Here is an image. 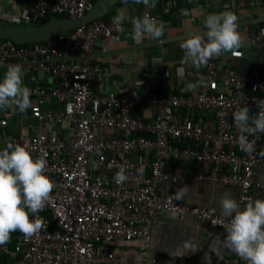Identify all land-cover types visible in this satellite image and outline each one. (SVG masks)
Listing matches in <instances>:
<instances>
[{"label":"built area","instance_id":"built-area-1","mask_svg":"<svg viewBox=\"0 0 264 264\" xmlns=\"http://www.w3.org/2000/svg\"><path fill=\"white\" fill-rule=\"evenodd\" d=\"M22 1L18 24H33L52 14L82 17L95 2ZM228 1L244 7L254 0ZM115 17L98 18L44 41L0 40V64L20 65L23 73L42 71L49 78L48 88L36 85L31 103L35 131L11 136L6 112H0V127L6 145L25 146L34 159L46 161L45 174L54 184L50 200L38 213L44 227L27 238L13 232L0 246V264L118 263L111 245L137 240L148 250L152 227L163 212L226 230L231 217L216 207L177 201L160 192L161 182L178 179L172 162L195 166L190 173L194 177L237 187L241 210L252 199L253 188H264L256 178L264 169V132L243 133L253 145L245 152L234 121V113L244 106L250 109L249 122L264 109V64L257 71L240 72L221 70L219 60H209L199 80L190 83L196 87L185 92L152 87H129L123 95L99 92L96 87L106 67L94 48L100 38L123 30V22L118 27ZM258 39L264 42V25ZM49 97L60 107L45 108ZM142 108H150L152 115L144 117ZM59 126L71 130L70 135L59 134ZM121 168L127 178L117 183ZM150 264L182 263L153 256Z\"/></svg>","mask_w":264,"mask_h":264},{"label":"crops","instance_id":"crops-1","mask_svg":"<svg viewBox=\"0 0 264 264\" xmlns=\"http://www.w3.org/2000/svg\"><path fill=\"white\" fill-rule=\"evenodd\" d=\"M154 7H146L135 0L117 1L110 9V15L125 13L123 30L114 37H102L95 45L94 51L100 56L105 72L96 87L99 92L113 91L125 94L129 87L144 91L148 87L164 91L185 92L188 85L199 80L205 71L185 65L180 71V60L183 51L179 45L183 39L193 34L206 31L204 21L211 14L232 12L238 17L237 23L243 39L242 46L233 53H222L211 60H219V68H232L240 72H253L261 69L264 64V42L259 41L258 31L264 25V2L254 0L249 5L238 7L228 0H150ZM25 8L22 0H0V20L18 23ZM160 14L158 21L164 25V35L160 40L147 36L134 38L133 18H142L144 13ZM187 12V15H185ZM207 37H205V40ZM162 41V42H161ZM10 64H0V81L3 80ZM23 84L30 90V101L34 100L36 85L48 88L50 81L42 71L23 73ZM31 107V106H30ZM19 109H0L8 115L7 131L11 136L20 134L31 135L35 131L36 122L30 114ZM47 109L59 108L60 104L48 98L44 106ZM144 117H150V108L139 109ZM62 136L71 133L65 126L55 127ZM134 158H138L135 155ZM194 166V165H193ZM170 167L178 179L175 182L163 181L159 190L163 194L174 195L177 190L188 186V193L182 199L197 205L214 206L220 211L219 200L226 193L238 199V189L233 185H224L207 178L192 176L191 169L195 166L172 162ZM256 178L264 182V169H259ZM264 199V188L252 189V199ZM227 233L225 229L205 225L193 218L172 219L168 212L160 215L158 222L152 227L150 248L144 250L137 240L120 241L111 245L120 257L118 263L106 261L101 264H150L153 256L164 257L171 262L182 264H248L234 252L224 248L217 256L211 249L214 242L223 241ZM185 240H190L197 247L194 252L186 253L181 247ZM92 264V263H84Z\"/></svg>","mask_w":264,"mask_h":264},{"label":"clouds","instance_id":"clouds-1","mask_svg":"<svg viewBox=\"0 0 264 264\" xmlns=\"http://www.w3.org/2000/svg\"><path fill=\"white\" fill-rule=\"evenodd\" d=\"M135 2L146 7L155 6L150 0ZM125 18V13L121 11L114 18V23L119 27ZM237 20L238 17L232 12L207 16L204 21L206 31L188 36L179 45L183 51L180 71L183 72V67L189 64L200 69L222 53L237 55L236 50L243 44ZM131 23L134 38L147 36L159 41L164 35L163 23L147 14L142 18H133ZM22 77L20 65L9 66L0 81V109L26 112L31 106V93L24 86ZM195 87L193 84L188 85L189 89ZM249 112V107L244 106L234 113V121L242 133L240 147L245 152L252 151L253 145L243 133L264 132V109L251 122ZM45 169L46 161L42 158L34 159L25 146L9 143L4 150H0V246L8 243L13 232L19 231L27 238L44 227V219L38 213L50 200L54 187L53 181L45 174ZM126 178L124 169L121 168L115 177L117 183H122ZM187 193L188 186H184L171 198L179 201ZM219 205L221 214L231 219L226 237L223 241L218 239L214 242L211 250L219 256L220 250L226 248L245 259L248 264H264V199L249 198L241 210L237 200L226 193L220 198ZM169 215L176 219L175 213ZM181 247L187 250L186 253L197 250L190 240H185ZM208 259L210 264V257Z\"/></svg>","mask_w":264,"mask_h":264},{"label":"water","instance_id":"water-1","mask_svg":"<svg viewBox=\"0 0 264 264\" xmlns=\"http://www.w3.org/2000/svg\"><path fill=\"white\" fill-rule=\"evenodd\" d=\"M117 1L122 0H95L93 6L82 17H57L27 27L0 24V40L11 39L16 43L23 44L51 39L59 33L102 18ZM1 133L0 127V142L5 149L7 145Z\"/></svg>","mask_w":264,"mask_h":264},{"label":"trees","instance_id":"trees-1","mask_svg":"<svg viewBox=\"0 0 264 264\" xmlns=\"http://www.w3.org/2000/svg\"><path fill=\"white\" fill-rule=\"evenodd\" d=\"M63 16V15H62ZM110 16V13L108 12L105 16H103L102 18H108ZM57 17H60V15H58V14H52V15H50L49 16V18L48 19H42V20H40V21H38V22H35L36 24H38V23H43V22H46V21H49V20H52V19H55V18H57ZM35 23H33V24H35ZM0 24H2V25H7V26H11V25H15V26H23V27H27V26H30V25H33L32 23L31 24H18V23H12V22H8V21H5V20H0ZM0 148H2V144H1V142H0ZM174 163H177V162H174Z\"/></svg>","mask_w":264,"mask_h":264}]
</instances>
